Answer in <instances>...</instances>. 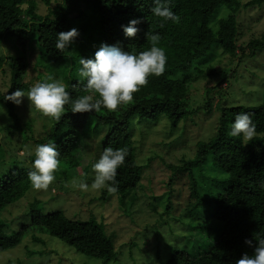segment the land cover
<instances>
[{
  "label": "trees",
  "instance_id": "obj_1",
  "mask_svg": "<svg viewBox=\"0 0 264 264\" xmlns=\"http://www.w3.org/2000/svg\"><path fill=\"white\" fill-rule=\"evenodd\" d=\"M42 1L48 6L45 14L39 12L37 0H0V41L14 37L23 52L31 36L40 50L41 61L46 64L47 74L64 82L73 97L85 94L84 81L78 74L80 57L94 58L95 52L104 44L123 51H143L151 46L146 38L149 31L161 35L158 46L165 50L167 56L165 72L159 77L150 76L148 83L134 94L132 103L113 112L106 109L96 113L66 111L60 121H53L45 137L36 142L54 141L61 154L65 180H68L73 170L80 169L82 174L86 173L88 165H81L78 151L81 140L91 137L90 126L94 125L92 134L96 139L101 134L97 131L98 125L104 126L106 131L101 142L97 141L100 154L105 147L124 148L128 153L124 164L117 169L118 191L110 193L121 209H129L137 202L133 191L142 174V167L136 160L131 121L137 118L140 122L155 123L165 118L170 129H177L200 109L209 112L212 109L210 100L204 104L205 108L192 106L188 82L193 78L189 74L194 70L198 75L213 80V85L205 89L206 98L214 89L218 95L221 93L220 85L227 80L229 70L227 67L221 70L209 67L203 71L195 65L204 60L212 47L221 49L230 60L236 59L237 64L264 47V35L238 47L236 19L239 7L258 6L264 0H249L243 5L238 0H172L171 7L181 16V22H166L163 27H160L159 18L150 12L152 0ZM222 6L231 9V13L226 17H213L215 27H212L211 17ZM133 19L140 21L137 24L139 31L135 37L128 38L122 26H127ZM73 28L78 29L81 35L78 34L68 50L60 53L55 48L56 33ZM0 60L6 65L8 77L7 91L0 90V103L5 104L13 121L11 129L19 131L22 127L14 103L4 100V97L17 88L27 93L33 86V81L27 77L29 62L24 52ZM73 85H76L75 89ZM215 109L220 115L214 134L207 141L196 144L192 158L182 159L180 166H168L171 170L170 194L174 192L171 184L177 175L187 179L188 198L184 208L187 221L183 224L190 228L191 233L182 234V246H170V254L165 260L158 258L159 264H236L243 254L253 253L255 236L264 235V103L222 106L219 102ZM240 112L250 113L256 124V135L246 146L239 137L228 135L235 115ZM223 135L226 142L221 144L220 152L215 151ZM29 159L32 162L34 155ZM208 163L220 170L221 176L212 179L217 190L202 196L196 175L205 178L203 168ZM29 169L22 162H15L0 175V252L14 248L26 237L35 242L38 240L36 234L44 233L84 256L100 260L101 264L114 260L115 243L111 235L106 234L103 224L93 217L83 221L71 220L61 211L43 214L38 210L37 200L25 209L30 222L17 231L10 230L13 228L7 226L8 221L2 213L29 190ZM102 194L107 195L108 192L103 190ZM124 200H129V207H124ZM208 206L210 216L204 220L199 217V212ZM172 208L168 198V211L163 214L168 216ZM245 240H252L253 246H248Z\"/></svg>",
  "mask_w": 264,
  "mask_h": 264
},
{
  "label": "rangeland",
  "instance_id": "obj_2",
  "mask_svg": "<svg viewBox=\"0 0 264 264\" xmlns=\"http://www.w3.org/2000/svg\"><path fill=\"white\" fill-rule=\"evenodd\" d=\"M37 1L39 12L45 14L48 6L42 0ZM51 1L54 3L55 0ZM247 1L249 0H238L240 5ZM230 13L231 9L226 6L219 8L211 17V26L215 27L213 17H226ZM236 13L238 47L264 35V3L246 9L239 7ZM76 30L81 35L79 30ZM30 37L23 52L29 62L27 77L34 85L43 81L49 73L47 74L45 62L40 59L41 53L37 43ZM23 52L14 37L0 41V59L19 56ZM244 52L247 53V49ZM195 66L203 71L209 67L220 70L227 67L229 70L227 80L220 85L221 93L218 95L214 89L206 98L205 89L213 85V80L198 75L194 70L189 74L191 79L193 78L192 82H188L192 106L205 108L204 104L210 100L212 109L209 112L200 109L177 129H170L165 118H160L155 123L146 120L140 122L137 118L131 121L136 160L142 167L139 184L133 191L138 198L134 205L129 209H121L116 198L110 193L105 195L102 194L103 190L91 189L85 192L67 185V181L73 177L84 179L89 184L92 182L94 173L91 165L100 155V146H97V143L101 142L106 128L98 125L97 131H101V134L96 139L92 134L94 125H91V137L86 136L90 139L81 140L78 151L82 159L81 165H88L85 168L86 173L82 174L80 169H76L71 172L69 179L65 180V169L61 163L56 172V180L48 190L38 191L30 186L23 198L2 213V217L8 221L7 226L13 228L10 230L17 231L30 222L25 209L33 200H37L38 210L43 214L61 211L71 220L83 221L93 217L103 224L106 234L111 235L115 243L116 256L109 264H159L158 258L165 260L170 254V246L181 247V235L191 233L190 228L183 224L187 221L184 208L188 198V184L185 176L177 175L171 184L174 192L170 194L171 170L168 166H180L182 159L192 158L196 144L199 141H207L214 134L220 115L215 109L217 103L221 102L222 106H257L264 103V47L238 64L236 59L230 60L221 49L212 47L204 60ZM7 88V68L0 60V90L6 92ZM0 106L5 109V115H0V126H3V129H0L1 175L15 162H22L26 168L31 167L29 157L33 156L34 152L30 149H34L38 144L36 142L50 131L53 121L32 108L30 101L24 97L20 105L14 104L22 127L18 131L11 129L13 121L8 116L5 104L0 103ZM25 125L30 129L25 128ZM224 142L226 137L223 135L220 137L219 147L214 148L215 151L220 152ZM245 143L247 142H243L244 146ZM195 173L194 171V176ZM203 174L205 178L200 175H196V178L201 195L208 196L210 191L217 190L212 179L221 176V172L208 163L203 168ZM168 198L174 209L169 210L167 216L163 213L168 211ZM128 204L129 200H124V207H129ZM210 206L201 209L199 217L208 220ZM36 235L38 240L35 242L26 237L14 248L0 252V264H101L100 260L84 256L48 234Z\"/></svg>",
  "mask_w": 264,
  "mask_h": 264
},
{
  "label": "clouds",
  "instance_id": "obj_3",
  "mask_svg": "<svg viewBox=\"0 0 264 264\" xmlns=\"http://www.w3.org/2000/svg\"><path fill=\"white\" fill-rule=\"evenodd\" d=\"M172 0H152L151 14L159 18L160 27L166 22L178 24L181 16L173 11ZM139 20L129 21L127 26H122L126 37H135L139 29ZM78 31L73 28L67 32L56 33L55 48L63 53L68 50ZM146 38L151 46L143 51H123L119 47L101 45L95 52L94 58L80 57L79 77L84 81L82 95L73 97L68 86L60 79L49 74L43 81L35 83L25 93L17 88L4 100L16 105L22 103V98L27 97L30 105L42 116L52 121H60L66 111L71 113L100 112L106 109L110 112L119 107L133 102L134 94L148 83L150 76L159 77L165 72L167 56L165 50L158 46L161 35L148 32ZM75 89L76 85L72 86ZM94 97H98L94 99ZM67 106V108L65 107ZM0 115H5V109L0 106ZM3 129V126H0ZM229 136L239 137L243 142L251 141L256 135V124L248 112L235 115L230 126ZM247 145V143H245ZM34 159L27 173L28 181L34 190H48L56 180V172L60 166V152L54 143L35 145ZM127 149L105 147L98 159L92 163L94 176L91 184L84 179L73 177L67 185L80 191L106 190L108 193L118 191L116 180L117 169L120 168L127 156ZM256 245L251 255L245 253L236 261V264H264V235L255 236ZM252 247V240H245Z\"/></svg>",
  "mask_w": 264,
  "mask_h": 264
}]
</instances>
